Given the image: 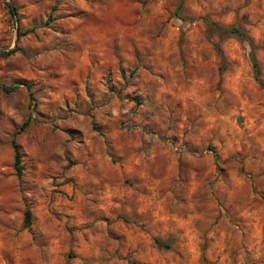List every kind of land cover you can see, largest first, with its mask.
<instances>
[{"label":"rangeland","instance_id":"rangeland-1","mask_svg":"<svg viewBox=\"0 0 264 264\" xmlns=\"http://www.w3.org/2000/svg\"><path fill=\"white\" fill-rule=\"evenodd\" d=\"M260 81L264 0H0V264H264Z\"/></svg>","mask_w":264,"mask_h":264},{"label":"trees","instance_id":"trees-1","mask_svg":"<svg viewBox=\"0 0 264 264\" xmlns=\"http://www.w3.org/2000/svg\"><path fill=\"white\" fill-rule=\"evenodd\" d=\"M213 26H214V29L216 31H218V32L233 33V34H236L238 37L248 41V43L250 44V47L252 48V51L254 50V47H253L248 35L245 32L240 31V29H238L237 27L222 28V27H220L218 25H213ZM13 51L14 50L12 49V50L9 51V53H12ZM251 62H252V67L254 68L255 76L258 79L259 70H258L257 63H256V61H255V59L253 57V54H252ZM260 85L264 88L263 82L260 81ZM0 88L3 89V90H6V91H12V90L16 89L15 86H4V85H2ZM29 97H30L31 100H33L31 91L29 92ZM28 124H29V121L28 120L25 121L19 127L18 132L24 130L26 128V126H28ZM11 145H12V148H13V151H14V169H15L17 178L20 180L21 177H22V173H23V167L21 165L22 155H21V152L19 150V146H18L15 138H12ZM31 216H32L31 215V210L26 205L25 206V210H24V227L25 228H30V226H31Z\"/></svg>","mask_w":264,"mask_h":264},{"label":"crops","instance_id":"crops-1","mask_svg":"<svg viewBox=\"0 0 264 264\" xmlns=\"http://www.w3.org/2000/svg\"><path fill=\"white\" fill-rule=\"evenodd\" d=\"M134 160V158H131V159H129V162H132ZM139 160V159H138Z\"/></svg>","mask_w":264,"mask_h":264}]
</instances>
